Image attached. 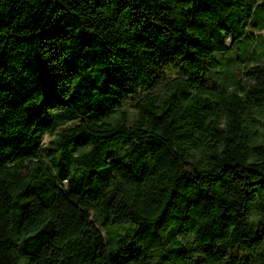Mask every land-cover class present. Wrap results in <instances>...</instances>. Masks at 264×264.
I'll list each match as a JSON object with an SVG mask.
<instances>
[{
  "label": "trees",
  "instance_id": "16d2710c",
  "mask_svg": "<svg viewBox=\"0 0 264 264\" xmlns=\"http://www.w3.org/2000/svg\"><path fill=\"white\" fill-rule=\"evenodd\" d=\"M261 4L0 0V264H264Z\"/></svg>",
  "mask_w": 264,
  "mask_h": 264
},
{
  "label": "rangeland",
  "instance_id": "374dc122",
  "mask_svg": "<svg viewBox=\"0 0 264 264\" xmlns=\"http://www.w3.org/2000/svg\"><path fill=\"white\" fill-rule=\"evenodd\" d=\"M264 23V4L258 8L255 20L249 29V35L246 39L240 41L235 48H232L233 40H228V45L232 48L229 54H218L215 60L220 64L217 73V79L220 86L228 89H234L239 82L249 83V80L244 75L246 67L256 65H264V29L258 30L256 25ZM164 75L170 79L171 71L167 70ZM142 95L145 93H141ZM130 110L134 109L133 100L128 104ZM262 123L256 125L255 130L258 134L255 135V142L264 141V112L260 116ZM52 140L51 136H47L44 145H48ZM113 230V229H112ZM109 230V244L111 251L118 254L123 244L127 242L126 236L116 234L115 229Z\"/></svg>",
  "mask_w": 264,
  "mask_h": 264
}]
</instances>
